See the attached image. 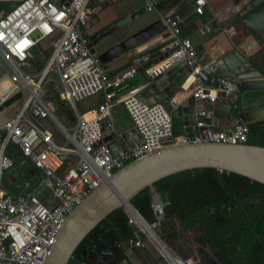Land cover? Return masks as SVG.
<instances>
[{"label": "built area", "instance_id": "2783aa9c", "mask_svg": "<svg viewBox=\"0 0 264 264\" xmlns=\"http://www.w3.org/2000/svg\"><path fill=\"white\" fill-rule=\"evenodd\" d=\"M93 1L0 0V66L5 72L1 79L8 82L7 86L0 84V105L15 94H22L19 110L0 125V264H43L71 211L131 161L178 143L242 145L248 141V124L237 121L232 132H216L210 129L209 113L204 111L199 114L197 136L194 129L173 136L171 110L179 102L170 101L168 111L161 103L147 105L139 101L138 89L125 92L136 70L111 76L97 55L91 53L87 28L101 10ZM159 1L140 0L146 12L155 10ZM4 5L14 7L7 10ZM206 5L207 0H194L193 13L203 15ZM160 19L171 40L167 49H177L168 63L181 61L191 69L187 78H193L191 96L200 103L203 99L213 103L218 93L232 95L235 84L213 65L201 62L191 41L182 36L185 18L173 12ZM204 31L210 33V27L205 25ZM47 40L48 45L44 43ZM38 44L43 53L30 57L31 49ZM43 55H47L46 60L38 68L33 60ZM52 85L59 87L58 101L74 110L76 122L70 129L48 107L47 93ZM96 95L102 98L95 114H79L76 104ZM118 107L126 111L141 139L129 152L119 149L112 155L106 144L95 147L105 138L104 132L112 140L121 137L123 132L114 120ZM50 121L60 134L52 132ZM12 146L37 171L34 181L43 178L52 199L48 205L38 197L13 193L4 183L3 175L14 162ZM70 158L74 159L72 166L60 174ZM164 206L151 204L156 223L147 229L129 215L135 231L134 238L125 243L132 245L134 239V245L141 248L149 242L166 264H192L172 253L154 233L164 219ZM125 243H117V248Z\"/></svg>", "mask_w": 264, "mask_h": 264}, {"label": "water", "instance_id": "95a60500", "mask_svg": "<svg viewBox=\"0 0 264 264\" xmlns=\"http://www.w3.org/2000/svg\"><path fill=\"white\" fill-rule=\"evenodd\" d=\"M94 1L101 5L111 0ZM117 1V4L125 10L89 36L91 53L96 54V47L116 40L112 46L96 54L102 65L125 59L117 68L116 75L130 70L146 73L150 68L170 60L177 49H167L171 40L164 32V26L159 18L119 40V33L147 12L138 0ZM234 5L237 7L236 17L244 31L256 39L263 48L264 0H235ZM4 7L9 10L14 6L4 5ZM157 38H160L159 42L148 45ZM43 51L42 46L38 44L31 49L30 57H37ZM210 65L216 67L220 75L235 84V92L226 97L225 94L218 93L213 103H208L206 99L200 103L193 96H189L171 110L172 118L181 119L183 127L190 131L194 129L196 136L200 131L196 129L200 119L199 114L204 111L205 106L209 108L207 113L210 112L211 115L208 119L212 121L210 129L216 132H232L237 121L248 125L264 122V71L259 70L238 50H232L219 59L212 60ZM190 71L191 69L184 62H170L168 67L160 68L151 77L147 76L137 99L147 105L161 103L170 111V101L180 92ZM4 75L5 72L0 66V79ZM21 99V93L6 99L0 105V112ZM104 136L105 138L95 149L106 144L112 155H115L119 149L129 152L141 139L134 128L124 131L116 140H112V136H107L106 132ZM12 149L16 152V160L4 173V183L13 193L23 194L25 197H38L47 205L51 203L52 199L43 184V178L35 182L37 171L26 162L16 146H12ZM73 161V158L66 161L59 171L60 174L63 175L72 166ZM204 169H216L240 175L264 185V147L248 143L242 145L178 143L156 150L140 160L129 162L71 211L43 264H69L74 253L89 234L93 236L94 242L90 248L82 250L80 255L94 264H166L149 242L144 243V248L150 250L146 253L148 255L134 245V239L132 245L125 243L126 251L122 252L121 248H117V243L109 231L100 233L96 228L118 209H123L128 216L129 210L132 209L147 226H150L131 204L134 197L148 189L153 206H158L160 203L166 206L170 201L165 193L156 192L155 183L181 172ZM177 229L174 218L162 219L154 233L162 241L164 236Z\"/></svg>", "mask_w": 264, "mask_h": 264}, {"label": "trees", "instance_id": "16d2710c", "mask_svg": "<svg viewBox=\"0 0 264 264\" xmlns=\"http://www.w3.org/2000/svg\"><path fill=\"white\" fill-rule=\"evenodd\" d=\"M200 17L204 21L203 15ZM46 57L33 62L39 68ZM172 124L173 136L184 134L176 119ZM248 127L247 143L264 147V122ZM154 188L170 201L164 206L163 217L174 218L178 229L162 241L176 256L192 264H264V185L240 175L204 169L169 176ZM131 204L149 225L156 223L148 189L136 195ZM106 230L116 241L134 238V226L123 209L113 212L96 228L100 233ZM93 242L89 234L71 262L94 264L80 255Z\"/></svg>", "mask_w": 264, "mask_h": 264}, {"label": "crops", "instance_id": "0c3cea01", "mask_svg": "<svg viewBox=\"0 0 264 264\" xmlns=\"http://www.w3.org/2000/svg\"><path fill=\"white\" fill-rule=\"evenodd\" d=\"M138 1L140 2V0ZM234 1L235 0H207V5L203 14V21L202 17H200L201 15L197 16L193 13L194 0H160L155 10L147 12L138 21L131 24L127 29L121 31L118 35V38L121 40L129 36L132 32H135L136 30L148 25L158 18L160 19L161 15L177 12L185 18L184 24L182 26V35L191 41L201 62L210 64L212 60H217L232 50H238L259 70L264 71V47L262 48V45L256 39L246 33L244 28L240 25L239 20L236 17L237 7L234 5ZM117 2V0H111L100 5L101 12L94 15L88 25V36L106 24L110 23L125 10V8L118 5ZM93 3L96 4L95 1H93ZM205 25L210 27V33H206L204 31ZM159 40L160 38H157L148 45L156 44L159 42ZM115 42L116 40H112L108 43L100 45L99 47H96V54L109 48ZM124 61L125 59L115 60L107 65H104V68L109 75L114 76L117 74V68L123 64ZM168 62L169 60H165L164 62L150 68L148 71H146V73L136 71L135 78L129 82V87L125 90V92L130 91V89L141 90L143 88V84L145 83L144 81L147 79V76L152 75L153 72L160 68L164 69L168 67ZM58 90L59 87H56V98ZM193 90V85L188 86L182 92H179L174 100L183 102L189 96H191V92H193ZM96 96L98 98L95 108L101 102L102 98L101 95ZM61 104L62 106L64 105L63 103ZM20 106L21 102L18 101L10 106L12 109L6 116L0 115V125L4 121L10 119L19 110ZM207 111H209V108L205 106L204 112L207 113ZM94 112L95 111H89L85 116H92ZM210 116L211 115L209 112V118ZM114 118L117 128L122 132L132 128L131 122L122 107H118L114 110ZM172 119H176L182 132H190V130H186L183 127L181 119ZM72 121L73 120L69 118V122L72 123ZM209 123H212V121L210 120ZM11 156L13 160H16L15 152L12 153ZM115 243L125 242L115 240ZM140 249L145 254L150 251L144 247H141ZM121 250L122 252L126 251L125 244L121 247Z\"/></svg>", "mask_w": 264, "mask_h": 264}, {"label": "rangeland", "instance_id": "374dc122", "mask_svg": "<svg viewBox=\"0 0 264 264\" xmlns=\"http://www.w3.org/2000/svg\"><path fill=\"white\" fill-rule=\"evenodd\" d=\"M132 33H134V32H132ZM44 43L46 45H48L50 43V41L47 40ZM34 65H33V69L35 70L37 68ZM55 91H56V86L52 85L48 88V93H47L48 107L51 110V112L53 113V115L62 123V125L66 126L67 128L70 129L71 127H73L75 125V122H76L74 110L70 109L67 104L62 106V104L56 98ZM97 98H98L97 96H92V97H88V98L78 102L76 104L77 112L79 114H86L89 111L90 112L94 111L95 106L97 105L96 104ZM11 109H12V107L11 108L8 107V108L4 109L2 112H0V115L6 116L10 112ZM69 118L73 120L72 123L69 122ZM49 126L55 135L60 134L58 128L52 123V121H50Z\"/></svg>", "mask_w": 264, "mask_h": 264}, {"label": "bare ground", "instance_id": "6f19581e", "mask_svg": "<svg viewBox=\"0 0 264 264\" xmlns=\"http://www.w3.org/2000/svg\"><path fill=\"white\" fill-rule=\"evenodd\" d=\"M167 64V63H166ZM165 66V65H164ZM0 84L3 86H7L8 82L6 79H1L0 80ZM193 85V78L190 77L186 83L184 84V86L182 87V89L180 90V92H182L185 88H187L188 86H192ZM95 114V112L92 114V116ZM86 117H91V116H86ZM130 215L133 217V219L135 220V222L141 226V227H145L146 229L148 228L147 225L143 222V220L137 215V213L135 211H133L132 209L129 210Z\"/></svg>", "mask_w": 264, "mask_h": 264}, {"label": "flooded vegetation", "instance_id": "af4514ba", "mask_svg": "<svg viewBox=\"0 0 264 264\" xmlns=\"http://www.w3.org/2000/svg\"><path fill=\"white\" fill-rule=\"evenodd\" d=\"M100 12H101V10H100ZM100 12H99V13H100ZM88 38H89V36H88Z\"/></svg>", "mask_w": 264, "mask_h": 264}]
</instances>
